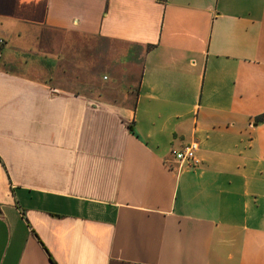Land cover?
I'll return each instance as SVG.
<instances>
[{"label":"crops","instance_id":"1","mask_svg":"<svg viewBox=\"0 0 264 264\" xmlns=\"http://www.w3.org/2000/svg\"><path fill=\"white\" fill-rule=\"evenodd\" d=\"M74 37L133 76L73 84ZM0 38V264H264V0H0Z\"/></svg>","mask_w":264,"mask_h":264},{"label":"rangeland","instance_id":"2","mask_svg":"<svg viewBox=\"0 0 264 264\" xmlns=\"http://www.w3.org/2000/svg\"><path fill=\"white\" fill-rule=\"evenodd\" d=\"M106 45L104 40L99 38L74 37L72 47L68 48L69 51H64L63 57H60V62L64 64L65 70L72 68L70 63L74 62L73 71L64 77L74 80L73 84L75 85L85 80L90 83L91 88L96 87L97 91L104 85L108 87L109 83H113L115 77L119 80L132 77V74H123L119 59L115 53L108 54L110 48ZM83 57H85L84 64ZM104 75L109 76V79H104Z\"/></svg>","mask_w":264,"mask_h":264},{"label":"built area","instance_id":"3","mask_svg":"<svg viewBox=\"0 0 264 264\" xmlns=\"http://www.w3.org/2000/svg\"><path fill=\"white\" fill-rule=\"evenodd\" d=\"M5 44L3 38H0V58L2 57V48ZM199 147L197 141H192L188 145L184 146L179 150L173 152L174 157L181 163H189L191 165H196L199 163V159L196 157V151Z\"/></svg>","mask_w":264,"mask_h":264},{"label":"trees","instance_id":"4","mask_svg":"<svg viewBox=\"0 0 264 264\" xmlns=\"http://www.w3.org/2000/svg\"><path fill=\"white\" fill-rule=\"evenodd\" d=\"M255 120H256L257 122H264V113L261 114V115H259V116H257V117L255 118ZM51 261L53 262V264H55L54 261L52 260V258H51Z\"/></svg>","mask_w":264,"mask_h":264}]
</instances>
